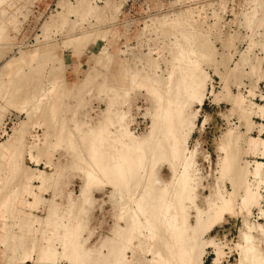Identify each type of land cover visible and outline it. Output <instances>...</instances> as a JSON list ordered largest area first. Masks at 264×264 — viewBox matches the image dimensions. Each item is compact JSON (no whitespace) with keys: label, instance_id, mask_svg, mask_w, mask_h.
<instances>
[{"label":"rangeland","instance_id":"374dc122","mask_svg":"<svg viewBox=\"0 0 264 264\" xmlns=\"http://www.w3.org/2000/svg\"><path fill=\"white\" fill-rule=\"evenodd\" d=\"M200 37L213 50V61L201 62L208 90L203 104L190 109L188 149L202 177L198 204L204 207L211 193L234 191L231 174L219 166L224 147L251 171L255 162L264 163V0H0V82L10 60L37 51L44 59L42 74L36 63L25 69L35 72L25 96H0V264H51L39 260L45 250L55 255V264H84L72 259L73 240L97 256L91 264H172L165 240H158L163 225L137 209L138 201L150 200L146 189L127 193L123 201L117 195V202L113 187L98 184L90 149L103 124L111 131L108 159L125 153L122 142L149 134L158 104L147 83L156 62L168 77L180 46ZM52 99L58 106L53 116ZM159 175L172 180L168 164ZM248 180L262 194L259 203L240 204L237 214L205 235L219 244L221 258L217 263L209 245L204 264H242L240 243H253L264 256V181L253 175ZM156 205L165 212L164 202ZM63 225L74 226V239L65 238Z\"/></svg>","mask_w":264,"mask_h":264},{"label":"bare ground","instance_id":"6f19581e","mask_svg":"<svg viewBox=\"0 0 264 264\" xmlns=\"http://www.w3.org/2000/svg\"><path fill=\"white\" fill-rule=\"evenodd\" d=\"M192 42L193 44H188L187 47L184 44L180 46L178 55L175 58L178 61L177 67L174 71L171 70L169 72L168 77H164L162 73L159 74L157 71L159 67L156 62L153 76L148 78L147 84L150 85L153 99L155 103L158 104L157 112L151 115L152 127L149 134L142 139L133 138L130 141L122 142L125 147V153L122 154L118 151L117 154H114L113 152V156L108 159V157L105 156V142L108 139L107 134H111V131L107 124H103L100 130H98V133H96L102 135V137H99V142L95 141L90 149V156H92L99 169V177L96 179L98 184L113 187V195H115L116 198L118 195L122 200L129 192L134 196L137 193L141 194L143 191L142 189L140 192L139 188L142 187L146 189V193L150 200L144 203L138 201L137 209H140L142 213L148 210L151 216L155 218L156 223L163 225L165 229L164 234L158 236V240H165L167 244V252L165 251V254L172 264H204L206 247L209 245L215 246L218 253V263L221 258V247L217 242L206 238L205 235L211 232L218 224L222 223L227 215L237 214L236 212L238 211H236V209H239L240 204L243 207H248L249 205H256L259 203L262 194H260L257 187L251 186V182L248 180L249 175H253L256 179H259V184L264 181L261 174V168L264 167V163L255 162V168L251 171L246 165H241L238 160V155L229 152V147H224L223 151H225V156L220 158L219 166L224 172L231 174L230 178L234 191L227 193L218 190V192L211 193L209 196L205 197L206 203L204 207L199 206V188L203 186V184L201 182L202 177L198 178L193 170L195 167V152L188 149V141L194 130V116L190 113V109L195 102L202 105L205 100L208 90V76L202 70L201 62H212L213 50L209 51L207 39L204 37L194 38ZM37 52L29 56L23 55L20 61L12 59L5 64L3 72L6 74L7 79L0 82L1 97L12 94L14 98L19 92L23 96L27 94V91L31 88L30 86H32V83L35 81L33 80L34 76H32L35 72L31 71L29 74L25 72V69L31 67L35 63L39 65L38 68L44 66L43 63H41L44 59L41 60L42 55L40 52ZM47 57L44 58L46 59ZM243 60L245 61V59ZM240 62L242 61L240 60ZM244 63L245 62L242 64ZM255 68L256 67H254V70ZM37 70L39 71L40 68ZM41 71L42 70L39 72ZM39 72H36L37 75L35 74L37 77ZM42 73L43 72L40 74ZM56 95L58 96V94ZM58 101L60 102V97L57 98V102ZM48 103L52 106L51 115L52 113L55 114L58 108L57 104H55L56 100L52 99ZM38 110L39 109H37V111ZM31 111L33 112V109ZM32 112L28 113L29 120L33 117ZM22 132L23 131L19 134L22 135ZM21 139L22 136L17 140L21 141ZM15 144L17 143L14 141L11 146H15ZM1 150L2 147L0 148V151ZM165 163L168 164L172 172V180L168 182L164 181L159 175V168ZM93 176L94 175L90 173L88 180H90L91 177L93 178ZM241 184L244 186L241 187ZM238 187H241V189L244 188V193L240 195V203L237 201L238 199L236 200L235 198L240 192V188L238 189ZM124 200H126V203L127 199L125 198ZM87 201L88 204L91 203L90 199ZM158 202H164L166 204L165 212L162 211L161 207L156 205ZM242 206L240 207L242 208ZM86 207L87 206L83 207L81 211H84ZM122 209H125V207ZM134 211L135 226L137 229H140L143 222L139 218L137 210ZM192 211H195L194 215ZM193 217L194 221L191 220ZM63 226H65L66 230L64 233L66 236L65 238L68 239L67 237H69L74 239V233L76 232H74V226ZM82 226L81 224L80 227ZM247 226L249 229H252L249 223H247ZM79 229L81 231V228ZM244 235L247 240H250L251 236L249 234L245 233ZM73 241L72 259H74V261L82 259L81 262L84 264L95 262L97 256L91 253L90 250L84 251L78 240ZM161 242H163V240ZM249 243L239 244V247L245 250V259L242 264H264V256L261 251L256 249L253 243L249 246ZM248 249L251 251V255L247 253L246 250ZM161 253L162 251L160 254ZM109 254L111 255V253ZM54 256V254L45 250L42 252L39 260L49 259L51 264H55ZM63 256L65 258V255ZM102 256L103 255L100 254V257ZM109 257H107L108 261L110 259Z\"/></svg>","mask_w":264,"mask_h":264}]
</instances>
